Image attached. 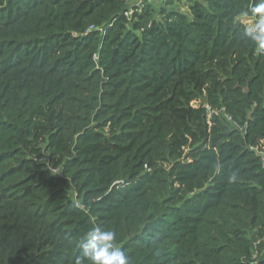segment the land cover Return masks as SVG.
Listing matches in <instances>:
<instances>
[{
    "label": "trees",
    "instance_id": "16d2710c",
    "mask_svg": "<svg viewBox=\"0 0 264 264\" xmlns=\"http://www.w3.org/2000/svg\"><path fill=\"white\" fill-rule=\"evenodd\" d=\"M126 1L0 0V264H264L259 0Z\"/></svg>",
    "mask_w": 264,
    "mask_h": 264
},
{
    "label": "clouds",
    "instance_id": "9594fccd",
    "mask_svg": "<svg viewBox=\"0 0 264 264\" xmlns=\"http://www.w3.org/2000/svg\"><path fill=\"white\" fill-rule=\"evenodd\" d=\"M251 13L259 17L244 30V36L264 51V0H259ZM80 256L76 264H128L125 252L116 244V233L99 226L87 231L79 241Z\"/></svg>",
    "mask_w": 264,
    "mask_h": 264
},
{
    "label": "built area",
    "instance_id": "2783aa9c",
    "mask_svg": "<svg viewBox=\"0 0 264 264\" xmlns=\"http://www.w3.org/2000/svg\"><path fill=\"white\" fill-rule=\"evenodd\" d=\"M156 0H127V6H128V11L125 13V16L130 18L133 14V9L135 7L142 9V7L145 5L147 2H154ZM163 2H166L168 0H162ZM262 163L264 165V151H261L260 153ZM50 173L54 175H60V169H55L54 167L49 168Z\"/></svg>",
    "mask_w": 264,
    "mask_h": 264
},
{
    "label": "rangeland",
    "instance_id": "374dc122",
    "mask_svg": "<svg viewBox=\"0 0 264 264\" xmlns=\"http://www.w3.org/2000/svg\"><path fill=\"white\" fill-rule=\"evenodd\" d=\"M154 3V6L156 7V8H159V7H161V6H163L166 2H163L162 0H156V1H154L153 2ZM179 6H180V9L183 11V12H188V7H187V5L186 4H184V3H181V4H179ZM258 19H259V17H258ZM257 19V20H258ZM255 24V20L254 21H249V25H254Z\"/></svg>",
    "mask_w": 264,
    "mask_h": 264
}]
</instances>
